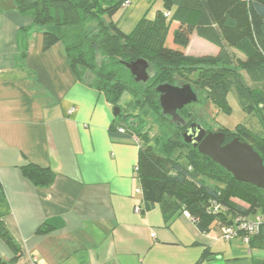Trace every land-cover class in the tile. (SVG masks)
Listing matches in <instances>:
<instances>
[{"label":"crops","instance_id":"1","mask_svg":"<svg viewBox=\"0 0 264 264\" xmlns=\"http://www.w3.org/2000/svg\"><path fill=\"white\" fill-rule=\"evenodd\" d=\"M127 1L111 16L127 35L164 11V0ZM43 30L0 0V219L20 247L17 264H226L218 226L202 232L186 212L165 215L136 192L138 145L111 136L113 106L75 77L60 44L43 48ZM184 52L219 47L194 29ZM26 164L52 179L37 185ZM12 255L0 239V257Z\"/></svg>","mask_w":264,"mask_h":264},{"label":"trees","instance_id":"2","mask_svg":"<svg viewBox=\"0 0 264 264\" xmlns=\"http://www.w3.org/2000/svg\"><path fill=\"white\" fill-rule=\"evenodd\" d=\"M12 1L19 11L30 12L34 22L44 28L43 48L60 44L75 77L101 92L113 107H120V99L132 94L158 113L159 95L154 88L179 81L203 87L215 106L229 112L226 96L234 90L241 109L260 117L262 130L253 133L239 124L233 131L224 132L225 141L238 137L264 161V0H164V11L158 10L152 19L143 17L128 35L111 20L125 0ZM194 29L219 47L216 55L185 54ZM97 56L103 60L98 62ZM139 58L148 62L149 69L150 63L153 65L147 82H136L124 65ZM118 126L126 131L117 132ZM109 131L114 138L138 145L135 171L148 206L159 204L165 215L186 212L202 232L209 231L212 225L220 230L239 216L261 215L259 231L251 236L248 245L249 249L253 243L264 245L263 190L236 181L224 168L184 142L190 156L157 154L149 133L130 121L121 107ZM205 160L217 166L223 176L201 171L202 165L196 161ZM22 173L37 185H47L52 179L49 168L32 164L24 165ZM210 177L219 179L222 185L209 183ZM0 239L13 254L7 260L0 257V264H17L20 247L1 219Z\"/></svg>","mask_w":264,"mask_h":264},{"label":"rangeland","instance_id":"3","mask_svg":"<svg viewBox=\"0 0 264 264\" xmlns=\"http://www.w3.org/2000/svg\"><path fill=\"white\" fill-rule=\"evenodd\" d=\"M102 60L103 57L97 56L98 62ZM148 74L150 77L153 74V65L151 63ZM87 77L88 75L85 76L86 80H89ZM243 78L247 83L250 82L245 74H243ZM181 83L184 82L178 81L175 84ZM192 87L198 94V100L186 105L180 111V115L185 116L187 111H193L194 120L200 123L207 131H223L227 134L228 132L226 131H233L239 124L244 125L245 128L253 133H259L262 130L260 117L256 114L249 115L241 109L234 90H231L226 96V102L230 108L229 112H226L222 107L215 106L212 99L208 96L206 89L196 85ZM120 101L122 113L129 115L130 121L136 123L142 131L147 132V134L149 133L152 140V147L157 154H169L168 156L172 157H176L178 154V156H190V149L183 143L182 137L180 136L181 129L176 127L168 119L162 117L161 110L155 113L143 102L140 96L133 97L132 94H125ZM163 147L167 151L163 150ZM170 150H172L171 153H168ZM181 161L186 162V159L181 158ZM196 162L198 165L201 163V171L204 173L207 174L209 172L211 176H215L214 173L223 176L220 169L209 161L205 160L203 163L202 161ZM207 180L211 184L222 185L218 181L219 179L211 178ZM220 243L222 248L220 256L226 264H249L250 260L262 258L260 257L262 254L264 256V245L261 247V251L257 252L256 243H253L251 252H249V245L241 238H238L236 241L221 240ZM234 254H238L236 258L239 259H235ZM215 258L213 257V260ZM210 262L206 261L207 264Z\"/></svg>","mask_w":264,"mask_h":264},{"label":"water","instance_id":"4","mask_svg":"<svg viewBox=\"0 0 264 264\" xmlns=\"http://www.w3.org/2000/svg\"><path fill=\"white\" fill-rule=\"evenodd\" d=\"M136 82H147L149 64L139 58L124 63ZM161 115L170 117L175 126L184 128L186 119L180 115L186 105L198 100V94L189 83L157 85ZM113 115L120 114V107H113ZM184 143L196 148L197 151L210 158L224 168L238 182L253 185L264 191V161L260 154L247 142L238 137L225 141L223 131H207L200 123L192 122L181 133Z\"/></svg>","mask_w":264,"mask_h":264},{"label":"built area","instance_id":"5","mask_svg":"<svg viewBox=\"0 0 264 264\" xmlns=\"http://www.w3.org/2000/svg\"><path fill=\"white\" fill-rule=\"evenodd\" d=\"M127 5H128V1L125 0L122 3V6L125 7ZM165 15H168V13L166 12ZM72 110L73 108H70L69 112H71ZM125 131L126 129L123 126L117 127V132L123 133ZM136 192H140L139 186L136 188ZM217 207L218 206L215 205L214 209H216ZM135 211L136 212L141 211L140 207L136 206ZM261 222H262L261 215H255L248 218L239 216L236 219H234V221L231 224L222 226L220 228V238L224 240H231L240 237L245 243L248 244L251 236L258 233ZM33 264H35V260H33Z\"/></svg>","mask_w":264,"mask_h":264},{"label":"flooded vegetation","instance_id":"6","mask_svg":"<svg viewBox=\"0 0 264 264\" xmlns=\"http://www.w3.org/2000/svg\"><path fill=\"white\" fill-rule=\"evenodd\" d=\"M183 110V109H182ZM181 111V110H180ZM180 113V112H179ZM193 114H192V111H187L186 113H185V116H182L184 119H186V122H187V124H186V126L184 127V128H182L181 129V132H180V134L186 129V127L190 124V123H192V122H197L196 120H193L192 119V116ZM164 117V116H163ZM164 118H166V119H168V120H170V117H164Z\"/></svg>","mask_w":264,"mask_h":264}]
</instances>
